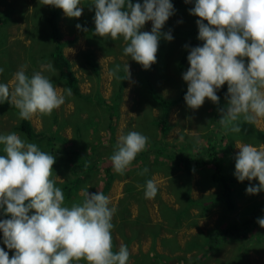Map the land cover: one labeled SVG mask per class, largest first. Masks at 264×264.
<instances>
[{
  "label": "rangeland",
  "instance_id": "374dc122",
  "mask_svg": "<svg viewBox=\"0 0 264 264\" xmlns=\"http://www.w3.org/2000/svg\"><path fill=\"white\" fill-rule=\"evenodd\" d=\"M174 1L179 0H170L171 3ZM91 3L92 0H81L79 6L83 12L79 18H68L62 12L57 20L60 34L74 39L72 44L63 47V53L75 73L80 98L67 97L50 116L37 114L27 120L34 133H42L43 138L26 140L52 155L59 149L77 150L88 158L97 148L101 152L95 167L79 175L71 172L73 162L66 160L65 154L62 159L54 155V178H59L57 186L64 192L65 203L70 205L81 200L80 190L85 185L91 186L88 188L90 193L98 191L109 196L112 206L117 209L113 218V250H118L122 243L127 245L130 252L128 264H177L176 260L181 264H264V227L257 222L244 238L224 239L210 254H202V249L206 251L202 243L208 233L230 224L240 225L251 207L264 201V191L234 198L233 211L226 212L219 199L220 191L211 183L210 168L182 171L169 167L167 163L143 160V163L132 164L124 175H120L112 168L110 156L113 153L106 146L115 150L118 137L129 131L146 135L148 144L160 140L156 125L159 111L149 92L167 100L181 98L169 110V130L162 139L168 150L176 148L202 155L209 146L216 144L223 175L235 178V156L239 152L236 145H264V118L251 125L241 119L238 121L241 123L240 134L222 127L219 130L221 135L217 133L211 138L215 131V117L227 101L214 104L205 98L203 105L195 110L186 105L187 83L182 76L190 65L187 60L184 66H180L179 59L183 43L192 39L191 35L182 34L190 33L194 25L189 8H174V14L161 29L162 33L171 30L173 39L169 42L161 36L156 62L145 70L124 55L123 37L112 40L96 35L85 36L82 29L76 28L77 24L81 25L94 15ZM43 5L44 0H0V16L7 15V24L0 27V46L5 50L0 54V68L4 69L0 83H6L4 78L12 80L21 65H27L26 72L31 76L34 71L41 70V65L48 63L49 28L42 12ZM151 28L152 22L148 21L140 31L150 32ZM88 54H92L94 67L85 63ZM125 63L129 65V79L118 81L108 75L119 64V75L123 77ZM44 74L59 88H66L63 83L55 81L56 75ZM98 97L116 103L112 102L113 108L109 110L97 103ZM7 104H0V135L16 132L13 129L19 119L15 106ZM110 126H113L111 130ZM0 155H5L3 145H0ZM144 168L149 172L139 175ZM148 179L157 183L158 192L154 199L144 196L143 185ZM250 182L259 183L256 179ZM66 185L71 189L65 188ZM2 211L0 209V216ZM0 248H4L10 258L14 254V250L7 249L1 240ZM79 264L87 262L81 260Z\"/></svg>",
  "mask_w": 264,
  "mask_h": 264
},
{
  "label": "clouds",
  "instance_id": "9594fccd",
  "mask_svg": "<svg viewBox=\"0 0 264 264\" xmlns=\"http://www.w3.org/2000/svg\"><path fill=\"white\" fill-rule=\"evenodd\" d=\"M80 4L81 0H44V5L61 9L68 18L82 15ZM91 6L95 35L112 40L123 37L124 55L145 70L156 62L161 36L169 42L173 39L171 30L161 32L174 14L170 0H143L142 4L92 0ZM189 14L199 18L197 39L203 45L192 47L187 56L190 66L182 76L187 83L186 105L199 109L205 98L217 104V90L227 84V106L219 109V123L225 130L240 134L238 121L251 125L264 118V0H195ZM148 21L152 22L151 31L141 32ZM81 27L76 25L77 29ZM26 68L20 66L11 84L0 83V104L14 105L19 119L50 116L72 96L71 88H59L44 74H57L51 62L31 76ZM120 71L117 64L108 75L118 81L130 78L127 63L123 65V77ZM3 72L0 68V74ZM148 141L138 131L120 135L110 156L114 172L124 175ZM0 145L5 153L0 155V209L10 217L0 219V233L6 248L14 250L10 258L0 248V264H79L81 260L87 264H128L127 245L122 243L113 250L117 209L109 196L90 193L91 186L85 185L80 190L82 199L66 204L64 192L57 186L59 178H54V155L16 132L0 135ZM236 147L235 178L239 182L258 180V185L246 187L247 194L264 191V145L238 143ZM148 172L144 168L139 175ZM143 189L146 199H154L158 192L154 179L146 180ZM257 223L264 227V217Z\"/></svg>",
  "mask_w": 264,
  "mask_h": 264
},
{
  "label": "trees",
  "instance_id": "16d2710c",
  "mask_svg": "<svg viewBox=\"0 0 264 264\" xmlns=\"http://www.w3.org/2000/svg\"><path fill=\"white\" fill-rule=\"evenodd\" d=\"M133 3H143L139 0H132ZM195 0H190V2L186 3L185 0H179L174 1L172 4L174 8H189L191 9L194 6ZM42 12H44L45 17V23L49 28L48 37L49 38V52L47 54V60L48 62H51L54 68L56 69V82H61L64 84L66 88L72 89V95L76 98H80L79 89L77 86V79L74 76L73 71L71 70V63L68 62V60L63 56L62 49L65 45L72 44L74 42V39L69 38L68 36H63L59 32V27L57 25V20L60 16V14L63 12L61 9L51 7L48 5H43ZM7 16L5 13H3L2 16H0V27H3L7 24V19L5 18ZM41 16V19L44 18ZM94 15H90L87 20H85L83 23H81V29H87V31L82 30L83 34L85 36H94ZM199 19L196 16H193V28L192 31L189 33V31L182 33L183 35H191L192 39L190 38L189 42L186 41L183 43V50L181 57L179 59V65L184 66L187 61V56L189 54V51L192 47L196 46H202L203 41L197 39L198 37V28L196 25V20ZM206 24V21H204ZM187 45L188 47H185ZM4 49L2 46H0V54L2 55L4 53ZM246 59V58H245ZM85 63L90 66L94 67V63L92 61V54H88L85 58ZM121 86L118 87L120 89ZM226 93H227V85L221 86L219 90H217V95L219 97L218 103H225L226 100ZM149 96L153 100V102L158 107V117L156 120V125L158 127V134L160 135V140H155L150 142L146 149L142 152H140L135 160L132 162V164H135L137 161L140 163H143V160H148L152 163H167L169 167L172 168H180L182 171H189L193 169H199V168H210L211 175L210 180L211 183L217 186L219 192V199L222 202V206L226 212H231L234 209V198H240L244 197L246 195V187L249 186V184L254 185L248 180H245L243 182H239L236 178H228L223 175L222 173V161L218 155L217 150L215 149L216 144H213L209 146L205 154L199 155V154H190L185 151H180V149H170L166 147L164 142L162 141L163 137L169 130L168 125V114L169 110L172 106H174L181 98L174 99V100H167L164 99L152 91L149 92ZM182 97V96H181ZM96 101L99 105L106 107L107 109H112V102L115 104V100H102L101 98H96ZM227 103V102H226ZM10 107H14L11 104H7ZM227 105H222L220 108H225ZM221 118V113L216 115L215 117V131L214 133H211V138L213 135H216L217 133L221 135L220 129L222 126L219 123V119ZM110 119V116L109 118ZM110 130L113 128V126L108 127ZM18 134L23 136L27 140H36L43 138L42 133H34L33 129L31 128L29 122L27 120H21L18 119V122L16 126L13 129ZM257 136V135H255ZM109 148V151L112 153L114 152V148L110 147L109 145H106ZM80 151L73 150V149H67L62 150L59 149L58 152H56L54 155L58 158H63V155L65 154L66 160H71L73 162L71 166V172L73 174H82L84 172H88L92 170L97 160L101 154L100 150L97 148L91 155H89V158L86 157L88 155L81 156L79 153ZM149 155V156H148ZM147 156L149 159H147ZM234 184V187L232 185ZM257 185V184H255ZM67 189L69 188L67 185L65 186ZM67 195V193L65 194ZM67 197H69L67 195ZM264 215V201L260 204H257L253 207H251L250 213L247 215V217L244 218L243 222L240 225L237 224H230L228 226H225L221 229H215L212 232L208 233V237L205 238L204 242L202 243L203 247L206 248V251L202 249V254L206 255V253L210 254L211 250L219 247L221 245V241L228 238H244L248 233H250L252 226L255 225L257 222V219ZM10 217H7L4 215L3 211L1 213L0 219H7ZM0 240L3 241V234L0 233ZM206 245V246H205ZM202 247V248H203ZM155 258V256H153ZM195 262V261H194ZM175 263L181 264L182 262L180 260H176Z\"/></svg>",
  "mask_w": 264,
  "mask_h": 264
},
{
  "label": "crops",
  "instance_id": "0c3cea01",
  "mask_svg": "<svg viewBox=\"0 0 264 264\" xmlns=\"http://www.w3.org/2000/svg\"><path fill=\"white\" fill-rule=\"evenodd\" d=\"M64 52V50L62 49V53ZM63 56L65 57V55H64V53H63ZM66 58V57H65ZM67 59V58H66ZM68 60V59H67ZM68 62H70L69 60H68ZM71 70L73 71V68L71 67ZM73 73H74V71H73ZM74 76H75V73H74ZM76 78V77H75ZM3 80H6V83H9V84H11V79L9 80L8 78L6 79V78H4ZM77 86H78V84H77ZM80 93V92H79Z\"/></svg>",
  "mask_w": 264,
  "mask_h": 264
}]
</instances>
